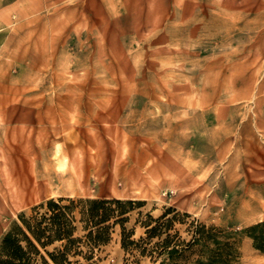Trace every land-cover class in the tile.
Instances as JSON below:
<instances>
[{
	"label": "rangeland",
	"instance_id": "rangeland-1",
	"mask_svg": "<svg viewBox=\"0 0 264 264\" xmlns=\"http://www.w3.org/2000/svg\"><path fill=\"white\" fill-rule=\"evenodd\" d=\"M58 198L144 202L135 240L175 209L264 264V0H0V242ZM160 262L118 231L94 259Z\"/></svg>",
	"mask_w": 264,
	"mask_h": 264
},
{
	"label": "trees",
	"instance_id": "trees-1",
	"mask_svg": "<svg viewBox=\"0 0 264 264\" xmlns=\"http://www.w3.org/2000/svg\"><path fill=\"white\" fill-rule=\"evenodd\" d=\"M142 201L121 199H49L21 215L20 223L0 242V264H94L95 251L107 245L118 231L126 253L160 260V264H235L234 244L221 240V231L190 220L186 213L168 209L154 219L147 213L137 219L144 234L133 239L135 228L127 229L131 213ZM142 216V213H139ZM176 225L186 226L184 239ZM257 249L264 251L263 225L249 229ZM52 247V251L48 248ZM44 251L45 255L42 253ZM198 256L192 259L194 255Z\"/></svg>",
	"mask_w": 264,
	"mask_h": 264
}]
</instances>
